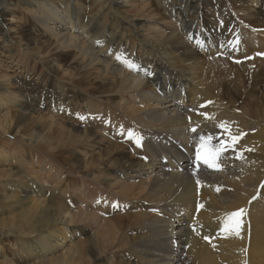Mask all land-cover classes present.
<instances>
[{
    "label": "bare ground",
    "instance_id": "1",
    "mask_svg": "<svg viewBox=\"0 0 264 264\" xmlns=\"http://www.w3.org/2000/svg\"><path fill=\"white\" fill-rule=\"evenodd\" d=\"M129 1L0 0V17L18 8L32 21L17 41L0 24V50L17 65L22 56L35 65L31 80L0 76V145L15 134L34 149L24 156L20 148V168L10 165L14 178L0 190L9 211L0 248L5 240L15 246L14 264H264V58L254 56L238 76L231 59H217L199 79L196 48L218 47L205 27L214 17L200 6L218 9L222 0H135L132 13ZM253 1L241 11L255 20ZM240 34L244 55L260 37ZM21 42L23 55L13 53ZM230 52L224 46L221 54ZM52 130L64 141H43ZM240 134L217 161L220 170L187 165L182 148L191 154L198 136L213 137L211 147ZM8 156L0 146V159ZM35 161L58 181L62 172L80 177L79 197L25 173L23 164L34 171ZM238 209H245L239 236L221 231Z\"/></svg>",
    "mask_w": 264,
    "mask_h": 264
},
{
    "label": "rangeland",
    "instance_id": "2",
    "mask_svg": "<svg viewBox=\"0 0 264 264\" xmlns=\"http://www.w3.org/2000/svg\"><path fill=\"white\" fill-rule=\"evenodd\" d=\"M135 0H131V1H129L127 4H126V6H125V8L130 12V13H132V12H134V10L133 9H135V6H133V7H131V5L133 4V2H134ZM142 0H136L134 3H136V4H138V5H141L140 4V2H141ZM226 1H230L229 3H226ZM222 0L221 1V4H220V8H218V9H216L214 6H212V8H211V5H209L208 4V8H210V9H206V8H204V7H201L200 6V9L205 13V16L207 17V19H209V20H211V18L212 17H214V19L212 20V21H206V23H205V27H206V29L207 30H209L210 28V30H211V32H212V35H214V38H215V44L218 46L217 47V49L216 48H214L213 50H209L208 48L206 49L205 47H197L196 49H198V52H199V54H200V58H202L201 59V62L203 63V71L201 70V77H199V79H201L202 77H203V74L205 75V74H207L208 73V71H207V69L206 68H209L210 67V65L211 64H218L217 62H216V60L218 59V60H230L231 59V61L234 63L233 65H232V67H234V68H232V73L234 74H237L236 76H238V72H239V74H241L240 72H243V69H242V67H246L245 65H247L248 66V64H249V61L251 60V59H247V60H243V61H240V62H235L233 59L234 58H236V57H239V58H242V57H245V56H248V55H251V56H255V57H257L256 56V50L257 49H259V50H257V51H262V49H263V53H264V36L260 33V35L258 34L260 31H263L264 32V0H254L253 1V3H250L251 4V6H253V7H249V9H251V10H249V12L250 13H252L253 12V14H256V13H258V17H259V19H257V18H255V20H254V18L252 19V16H248V17H250V20H249V18L246 16V13H245V11H244V13H242V11L241 10H243V8H242V6H245V5H247V0H237V2H236V0ZM248 1H250V0H248ZM256 1V2H255ZM233 2H235V3H233ZM244 4H243V3ZM231 3V4H230ZM241 3V4H240ZM256 3V4H255ZM224 4H225V6H224ZM234 4V5H233ZM240 4V5H239ZM243 4V5H242ZM229 6V8H227L228 6ZM224 6V7H223ZM241 6V7H240ZM258 6V7H257ZM230 7H231V9H230ZM214 8V9H213ZM226 10H225V9ZM242 8V9H241ZM258 10H257V9ZM168 10L170 9L171 10V7H168L167 8ZM223 9V10H222ZM228 9V10H227ZM234 9V10H233ZM238 9V13L236 12V10ZM219 10V11H218ZM254 10V11H253ZM227 11V12H226ZM235 11V12H234ZM244 15V16H241L242 14L240 13V12ZM252 11V12H251ZM258 11V12H257ZM230 12H231V14H230ZM215 13V14H214ZM221 13H222V15H221ZM233 13H234V15H233ZM240 13V14H239ZM261 13V14H260ZM174 14L177 16V14L174 12ZM216 14H218L217 16H216ZM227 14L229 15V16H227ZM238 14V15H237ZM232 15V16H231ZM257 15V14H256ZM256 15L254 16V17H256ZM231 16V17H230ZM241 16V17H240ZM246 16V17H245ZM179 17V16H178ZM218 18L217 20H215L216 18ZM236 17V18H235ZM239 17V18H238ZM245 19H244V18ZM138 18H140L141 20H143V19H147V18H143V16H141V17H138ZM226 18V19H225ZM248 18V19H247ZM263 18V20H261V21H257V20H260V19H262ZM221 21H220V20ZM225 19V20H224ZM239 19V20H238ZM247 19V20H246ZM257 19V20H256ZM149 20V19H148ZM227 20V21H226ZM234 20V21H233ZM241 20H243V21H241ZM245 20V21H244ZM252 20H254V22H252ZM249 21V22H248ZM175 22V21H174ZM215 22V23H214ZM225 22V23H224ZM228 22V23H227ZM237 22V23H236ZM242 22V23H241ZM251 22H252V24H251ZM258 22V23H257ZM220 25H219V24ZM224 23V24H223ZM234 23V24H233ZM261 23V24H260ZM0 24L3 26V28L5 29V33H6V35H8V37H10V38H14V40L15 41H17L18 39H20L19 38V33L18 32H20L21 31V29L22 28H24L25 26L27 27H29V26H32V21L30 20V18H28L26 15H24V13L20 10V9H16L15 10V13H13L12 15H8V14H6V15H4L3 17H0ZM226 24V25H225ZM238 24H240V25H245V26H240V25H238ZM263 24V25H262ZM219 25V26H218ZM230 25V26H229ZM234 25V26H233ZM247 25V26H246ZM255 25V26H254ZM259 25V26H258ZM262 25V26H261ZM227 26V27H226ZM253 26H254V28H256V29H253ZM156 27V28H155ZM258 27V28H257ZM260 27V28H259ZM154 30H157V28L160 30V28L157 26V25H155L154 27H152ZM224 28V29H223ZM249 28H251V29H249ZM262 28V29H261ZM153 29H151L152 31H153ZM253 29V30H252ZM216 30V31H215ZM237 30V31H236ZM240 30H246V31H248V32H250V34L252 33V34H257V35H255V37L257 38V37H260V38H257L256 39V41H255V43H253V44H251V50H248L247 51V53H249L248 55H246V54H244V55H241L242 53H243V50H244V36H242L241 34H240ZM253 31V32H252ZM257 31V32H256ZM225 32H228V33H225ZM27 33V32H26ZM26 36H28V35H26ZM219 37V38H218ZM194 38V37H193ZM242 38V39H241ZM4 39V38H3ZM2 38H0V43H1V41L3 40ZM192 39V38H191ZM255 39V38H254ZM261 39H263V40H261ZM259 41V42H258ZM261 41V42H260ZM263 41V42H262ZM221 43H222V45H221ZM204 43H202V45H203ZM220 44V45H219ZM230 44H231V46H230ZM263 44V45H262ZM20 45H21V47H16V48H13V53H16V54H22L23 55V50H22V47H24V43L23 42H21L20 43ZM136 45V44H135ZM196 46V45H195ZM224 46L227 48L228 47V51L230 52L229 54H228V56L227 55H225V56H222V51H224ZM239 46H240V48H239ZM263 46V47H262ZM237 47V48H236ZM204 48V49H203ZM221 48V49H220ZM232 48V49H231ZM240 49V50H239ZM256 49V50H255ZM219 51H220V53H219ZM240 53H238V52ZM252 51L255 53V55H254V53H252ZM260 51V52H261ZM251 52V53H250ZM259 52V53H260ZM205 55H204V54ZM219 53V54H218ZM226 53H228V52H226ZM215 54V55H214ZM21 55V56H22ZM208 55V56H207ZM221 55V56H220ZM234 55H235V57H234ZM239 55V56H238ZM214 56V57H213ZM233 56V57H232ZM222 57H225V58H229V59H225V58H222ZM22 58H23V61L22 62H19L18 63V65H17V61H15V60H13V57H11L10 55H9V53H7V52H3V51H1L0 50V76H2L3 75V72L2 71H4V73H7V74H9L7 77L8 78H15V77H17L18 76V74H19V72L20 73H23L22 75L23 76H26V73H28V74H31L30 75V77H28L29 79L30 78H32V74H33V72L35 71L34 69H35V65L33 64L34 63V61H32L31 59H29V58H26V57H23L22 56ZM26 58V59H25ZM205 58V59H204ZM207 58V59H206ZM209 58V59H208ZM211 59V60H210ZM215 59V60H214ZM236 59H238V58H236ZM253 59V58H252ZM208 60V61H207ZM215 62H214V61ZM221 60V61H222ZM207 61V62H206ZM211 61H213V63L211 62ZM211 62V63H210ZM242 62H244V63H242ZM247 62H248V64H247ZM246 63V64H245ZM206 64V65H205ZM210 64V65H209ZM241 64V65H240ZM23 66H24V68H23ZM206 66V67H205ZM221 66H222V64H221ZM236 66V67H235ZM240 68H239V67ZM237 68V69H236ZM234 69H235V71L237 72H235L234 71ZM205 70V71H204ZM239 70H242V71H239ZM31 71V72H30ZM199 71H200V69H199ZM207 71V73H205ZM2 72V73H1ZM25 72V73H24ZM234 74V75H235ZM20 76V75H19ZM67 76V75H66ZM229 76H231L232 77V74L231 75H229ZM228 76V80L227 81H230V79H231V77H229ZM234 78V77H233ZM31 80V79H30ZM65 83V82H64ZM260 84H262V83H260ZM263 88H264V86H262ZM75 101H77L79 104H83V101L81 100L80 101V99L79 98H76L75 99ZM80 101V102H79ZM72 106L70 105L69 107H66V110H65V108H62V110H61V116H62V118L64 119L65 118V120H71V118H70V116L73 114V112H72V110L70 109ZM43 110V111H42ZM64 110V111H63ZM68 110V111H67ZM40 111H41V113L42 114H47V115H50V116H53V117H55L54 115H52V113L51 112H49L48 111V109H40ZM48 111V112H47ZM72 113H71V112ZM44 112V113H43ZM67 112V113H66ZM69 113V114H68ZM64 114H65V116H64ZM46 115V116H47ZM67 115V116H66ZM56 118V117H55ZM27 125L26 126H30V123H26ZM15 135V134H14ZM13 134H4L3 136H2V139L1 140H4V142H1V149L5 152V154H7V155H10V156H8V158H6V160H5V158L4 159H0V190H2L3 189V187H4V184H6V183H8V180L10 179V178H14V177H9V175H12L13 173H11L10 171H9V167H10V165L12 166V167H16V166H18L19 165V162H17L15 159V157H18L17 155V153H18V151L20 150V148H21V153L25 156V155H27V153H29L30 151L31 152H34V149H32L31 147H29V146H21V143H20V139H19V137H17L16 135L14 136ZM199 137L200 136H198L197 137V142L199 143ZM42 140L43 141H46V142H51V143H55V142H59V141H64V138L63 137H61L60 135H58L57 133H54V131L52 130V131H49V132H46V133H44V136L42 137ZM223 140H224V138H223ZM41 142V141H40ZM223 142V141H222ZM221 142V143H222ZM224 142H225V140H224ZM220 143V144H221ZM227 146H225V148H226ZM16 148V149H15ZM27 148H28V150H27ZM227 150H229V148H226ZM30 152V153H31ZM37 162L35 161L34 162V164L33 165H29V166H31L32 168H34V171H30V169H28L29 167L28 166H24V164H23V168L22 169H24L25 168V173H29V175H31V177H37V176H39L40 178H41V180H42V182H47V181H50L51 182V185H54V184H57V186H61V187H63V188H67V192H68V194H70V195H72V196H74V197H76V198H78L79 196H76V195H78L79 193H80V185L77 183L78 182V180L77 179H79L80 177H75V175L73 176V175H70V174H66V173H61V176H63L62 177V179H61V181H58L57 179H55L54 177V172H53V170H48V167H49V165H46L45 167V169H41V167H42V165H40V167H38L37 166ZM18 168H20V166H18ZM18 168H15L14 169V172H15V170L16 169H18ZM61 171H63V170H61ZM60 171V172H61ZM23 174H21V173H17V175H16V178H20L21 176H22ZM65 176V177H64ZM67 176H68V178H70L71 176V181H70V183H67L68 182V179H67ZM64 178V179H63ZM75 178V179H74ZM67 180V181H66ZM73 182V184L71 185V183ZM2 188V189H1ZM75 191H76V193H75ZM74 192V193H73ZM87 193V192H86ZM74 194V195H73ZM68 199H71V197L69 196L68 197ZM88 201V200H87ZM93 201H90V203H92ZM7 212V214H5ZM9 216V211H5L4 212V210H3V208H2V206H1V203H0V220L1 219H3V218H5V217H8ZM8 240L9 241H14V239H12L11 237L10 238H8ZM10 243H12V242H10ZM11 244H9L8 243V241L7 240H5L4 241V243L2 244V248H0V253H1V256L2 257H0V262H1V264H14L11 260H10V256H12L13 254H12V250L11 249H14L15 248V246H10ZM111 259H112V257H110ZM91 264H96V263H91Z\"/></svg>",
    "mask_w": 264,
    "mask_h": 264
},
{
    "label": "snow or ice",
    "instance_id": "3",
    "mask_svg": "<svg viewBox=\"0 0 264 264\" xmlns=\"http://www.w3.org/2000/svg\"><path fill=\"white\" fill-rule=\"evenodd\" d=\"M116 59L125 63L126 66L129 67L130 69L135 67L131 62L123 60L122 54L117 55ZM219 126L226 129V125L223 123ZM192 131L195 132L196 129L193 128ZM242 135L243 134H240V136L230 137L231 143H227L226 145L227 148L234 147V144L239 141ZM127 138L135 140L137 145L140 144V138L131 129L127 130ZM212 139L213 137L211 136H208V137L200 136L199 137V143L197 144V147H196V154H195V160H194V163L197 169H199L200 165H204L207 169L220 170V166L217 163V161L220 159L223 151L226 150L225 142H222L219 145L209 147ZM217 191H219V189H217ZM253 199H255V197ZM244 213H245V209H238L235 212L229 213L224 221V227L221 231L227 232L230 235L239 236L240 227L242 223L241 218L244 215ZM204 239L208 240V237H204Z\"/></svg>",
    "mask_w": 264,
    "mask_h": 264
}]
</instances>
